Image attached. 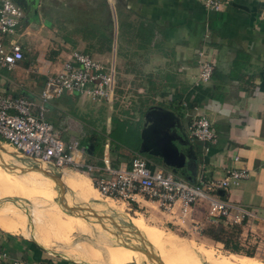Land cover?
Here are the masks:
<instances>
[{
    "label": "crops",
    "instance_id": "0c3cea01",
    "mask_svg": "<svg viewBox=\"0 0 264 264\" xmlns=\"http://www.w3.org/2000/svg\"><path fill=\"white\" fill-rule=\"evenodd\" d=\"M86 1L78 0L77 4L81 9L85 8L84 3L102 6L97 0ZM198 1L108 0L115 24L117 11L121 24L120 36L115 25L110 50L108 44L101 42L106 46L102 51H111L112 55L113 98L93 101L63 93L49 102L46 120L65 144L78 142L85 149L99 147L97 154L85 159L88 164L100 165L106 149L113 168L129 166L138 155L131 153V146L110 137L114 121H120L127 136L134 133L133 142L138 146L140 143L139 152L144 146L146 155L157 158L156 162L147 160L152 168L172 172L186 183L221 180L229 169H246L250 174L247 180L217 195L233 205L264 213V0H230L217 12L205 9ZM66 2L40 0L34 22L24 19L16 37L25 32L21 38L33 24L41 29V19L52 15L49 10ZM202 49L214 71L209 82L196 84L197 53ZM24 67L29 76V67L25 63ZM1 72L3 93L23 96L20 78L4 79ZM197 116L212 122L218 133L215 145L189 138L188 126ZM155 126L168 131L166 136L158 138V144H165L168 135L172 145L184 154L187 163L182 168L174 170L164 165L155 151L153 138L147 133V129ZM235 157L239 159L237 162ZM87 178L93 185L92 179ZM145 199L138 195L136 202L123 203L134 211L141 209V213L149 214L148 218L158 224L180 227L154 202ZM148 208L154 209V213ZM190 218L187 225L181 226L183 231L191 232L196 224L202 228L208 222L206 203L195 204ZM0 249L8 254V259L0 260V264H9L14 258H24L32 264H43L46 260L80 264L71 258L55 259L34 239L2 225Z\"/></svg>",
    "mask_w": 264,
    "mask_h": 264
},
{
    "label": "rangeland",
    "instance_id": "374dc122",
    "mask_svg": "<svg viewBox=\"0 0 264 264\" xmlns=\"http://www.w3.org/2000/svg\"><path fill=\"white\" fill-rule=\"evenodd\" d=\"M77 2L68 0L61 7H52L49 20L41 19V29L33 24L21 38L19 36L25 32L11 38L20 40L24 59L15 70H3L1 75L4 79L20 78L23 87L20 92L24 97L38 103L47 77L57 75L73 51H84L111 72V51L102 49L108 44L107 50H110L116 26L120 36V13L117 11L118 23L115 24V14L108 0H97V4H106L103 8L99 4L84 3L85 8L81 9ZM24 63L29 67V76ZM99 142L97 139V144ZM82 144L87 146V143ZM85 151V159H88L99 152V147H86ZM142 156L150 162L157 160L150 155ZM76 174L70 169L41 167L15 153L2 141L0 225L34 239L55 259H69L71 253L81 247L94 252L96 260H92V264H109L108 249L120 246L126 248L127 258L132 260L128 264H264L262 224L253 237L242 235L243 240L248 238L244 247L254 248L253 257L233 255L225 252L220 244L196 235L194 230L187 233L181 227L158 224L139 208L134 211L125 202L101 197L86 175ZM242 208L247 209V206ZM150 210L154 213V209ZM56 226H65L73 232L61 240ZM80 228L84 232H77Z\"/></svg>",
    "mask_w": 264,
    "mask_h": 264
},
{
    "label": "built area",
    "instance_id": "2783aa9c",
    "mask_svg": "<svg viewBox=\"0 0 264 264\" xmlns=\"http://www.w3.org/2000/svg\"><path fill=\"white\" fill-rule=\"evenodd\" d=\"M209 11H220L230 0H200ZM24 14L13 0H0V72L12 71L23 60L22 46L11 38L16 37ZM198 78L196 84L210 81L214 66L206 52L197 53ZM63 93L76 94L90 100L110 101L114 95L113 71L104 67L88 54L73 51L57 75L47 77L39 96V102L24 96H9L0 89V141L11 147L18 155L41 167L48 166L58 170L70 169L92 179L101 197L136 202L142 196L154 202L178 226L187 225L197 202L208 207V223L217 225L221 218L228 224L241 226L243 236L253 237L262 224L264 213L260 210L245 209L218 197L219 191L226 192L250 176L246 169H229L221 180H200L196 184L186 183L172 172L152 168L150 163L136 155L130 165L113 168L108 152L103 155L100 165L85 161L86 151L78 142L65 144L58 132L45 119L48 104ZM191 140L205 145H215L218 133L212 122L204 116L193 118L188 126ZM239 159L234 158L237 162ZM192 229L200 233L196 224ZM191 229V230H192ZM192 230V231H193ZM8 259V254L0 249V260ZM9 264H32L24 258H14Z\"/></svg>",
    "mask_w": 264,
    "mask_h": 264
},
{
    "label": "trees",
    "instance_id": "16d2710c",
    "mask_svg": "<svg viewBox=\"0 0 264 264\" xmlns=\"http://www.w3.org/2000/svg\"><path fill=\"white\" fill-rule=\"evenodd\" d=\"M23 59H24V53H23ZM114 122H115L114 129H112L110 133V137L112 138V140H114L119 144H125L126 146L129 147L131 146L130 147L131 153L132 152L137 153L138 156L145 154L139 152L140 143L139 146L134 143L135 142L133 140L134 133L131 132V134L127 136V134H125V132L123 131V129L125 130L124 125H122L120 121H114ZM121 134H123V136H121ZM204 226L205 227L201 229L199 234L202 235V237H205L215 243L220 244L225 252L231 253L233 255H243L246 257H253L254 248L244 247V244L245 242H247L248 238L243 240L242 238L243 230L241 226L228 224L225 221V218H221L217 225H213L207 222L206 225ZM43 264H56V263H53L50 260H46L43 262Z\"/></svg>",
    "mask_w": 264,
    "mask_h": 264
},
{
    "label": "bare ground",
    "instance_id": "6f19581e",
    "mask_svg": "<svg viewBox=\"0 0 264 264\" xmlns=\"http://www.w3.org/2000/svg\"><path fill=\"white\" fill-rule=\"evenodd\" d=\"M77 173L76 175H78ZM90 181V180H89ZM93 187V186H92ZM94 188V187H93ZM95 189V188H94ZM96 190V189H95ZM6 212V211H5ZM57 227V226H56ZM83 227V226H82ZM58 232L60 233V239L68 237L69 234H71L73 229H67L65 226L57 227ZM56 229V228H55ZM101 230V229H100ZM72 231V232H71ZM98 231V230H97ZM71 232V233H70ZM77 232H84L83 229H79ZM100 234V233H99ZM78 235V234H77ZM99 239V238H98ZM57 241V240H56ZM115 241V240H114ZM57 243H60L57 241ZM103 243V242H102ZM96 244V243H95ZM116 244V243H115ZM97 245V244H96ZM113 245V244H112ZM117 245V244H116ZM69 246V245H68ZM43 247V246H42ZM72 247V246H71ZM69 248V247H68ZM106 248V247H105ZM45 249V248H44ZM104 249V248H103ZM126 248L124 247H114L109 248L107 251V260L109 264H128L131 263L132 260L127 258V252L125 251ZM131 252L132 250L129 249ZM64 251V250H62ZM59 252V251H58ZM129 252V251H128ZM130 252V253H131ZM134 252V251H133ZM132 252V253H133ZM62 253V252H61ZM135 253V252H134ZM133 253V254H134ZM71 259H73L75 262L80 264H92L91 261L94 260L96 257L94 255V252L92 250H88L87 248H81L79 247L76 252L71 253ZM136 255V253H135ZM134 256V255H133ZM135 257V256H134ZM96 260V259H95ZM103 262V261H102ZM97 263V262H96ZM106 264V263H105Z\"/></svg>",
    "mask_w": 264,
    "mask_h": 264
},
{
    "label": "water",
    "instance_id": "95a60500",
    "mask_svg": "<svg viewBox=\"0 0 264 264\" xmlns=\"http://www.w3.org/2000/svg\"><path fill=\"white\" fill-rule=\"evenodd\" d=\"M239 7L243 8L242 6H239ZM147 133L150 134L151 138H153V144H154L155 151L160 154V156L163 159L164 165L167 168H172L176 170V169L182 168L183 165L186 164V158L184 154L179 152V150L176 147H174V145H172V142H171L172 139L170 138V136L167 135V137H165L166 139L165 144L164 143H161V145L158 144L157 142L158 138L162 136H166V134L168 133V131H163V126H161V128L160 127L158 128L155 126V128H151V130L147 129ZM143 147H141L140 153L148 152Z\"/></svg>",
    "mask_w": 264,
    "mask_h": 264
},
{
    "label": "flooded vegetation",
    "instance_id": "af4514ba",
    "mask_svg": "<svg viewBox=\"0 0 264 264\" xmlns=\"http://www.w3.org/2000/svg\"><path fill=\"white\" fill-rule=\"evenodd\" d=\"M23 10L25 21L34 22V15L36 16L39 10L40 0H13Z\"/></svg>",
    "mask_w": 264,
    "mask_h": 264
}]
</instances>
